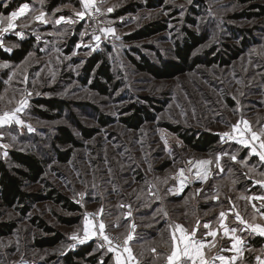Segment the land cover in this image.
Listing matches in <instances>:
<instances>
[{"label":"rangeland","instance_id":"rangeland-1","mask_svg":"<svg viewBox=\"0 0 264 264\" xmlns=\"http://www.w3.org/2000/svg\"><path fill=\"white\" fill-rule=\"evenodd\" d=\"M146 1L95 0V5L86 10L83 1L79 0V5L71 2L49 12L48 0H29V3H24L28 4V10L6 32L2 29L8 27L7 17L13 11L8 15L0 14L3 18L0 21V45L4 49L10 51L17 47L15 42L7 39L8 36H32L36 41L35 49L23 62L16 64L0 60V116L14 113L23 122L9 120L0 125V159L5 161L13 148L32 150L47 160V167L44 181L28 186L27 191L44 194L45 186L49 185L81 207L79 213H73L46 200L34 203L25 216L18 209L0 208V221L17 223L12 234L0 239V264H35L50 260L65 253L70 243L76 247L81 244L80 240L85 242L90 236L93 238L92 228L100 222L108 231L127 239L131 227L118 224L122 214L132 217L133 222H143L147 228L153 227V216L138 215L146 208L145 186H150L148 191L159 200L162 195L176 194L173 189L179 187L173 184V180L181 170L189 179L195 180L194 185L188 187L192 189L188 199L190 204L196 203L194 195L197 197L208 192L213 196L211 190L216 187L215 196L232 198L239 211L243 207L234 174H239L240 181L245 176L263 177L262 172L249 165L248 157L227 153L225 148L233 144L244 146L239 142L241 139L252 144L264 141V136L252 140L249 133L238 137L245 130V121L257 133L264 128V19L234 20L231 17L244 8L234 0H166L165 5L159 8L137 6ZM197 1L201 6L196 5ZM9 2L3 0L2 5ZM127 6H135L137 10L119 15V11ZM109 7L113 8L112 12L107 11ZM95 8L100 11H95ZM80 11L85 12L82 19L76 16ZM41 13H44L42 20L36 19ZM61 17L64 20L56 23ZM190 18L196 23H192ZM155 21L165 23L168 28L144 40L126 39L140 27ZM107 28L115 32L106 33L104 29ZM184 28L197 33L206 32L208 41L205 48L211 45L221 47L224 43L239 44L231 28L261 29L262 33L256 31V34L262 41L231 65H199L173 79H156L139 71L132 63L130 54L136 59L140 56L135 49L156 63L173 58L176 42ZM74 39L78 41L73 45ZM204 47L198 54L204 53ZM94 52L107 53L118 83V87L112 88L108 95L95 92L80 80L82 66ZM40 97H56L69 102L68 111L56 120L41 119L33 110V100ZM145 98L161 106V111L156 113L154 120L139 129L126 127L120 119L127 116L125 109L132 102L148 104L156 112ZM229 98L234 106L229 104ZM17 108L20 111L17 112ZM103 115L112 119L106 126L99 119ZM75 118L85 126L98 128V133L90 139H83ZM60 124L70 127L82 142L66 163L58 162L52 149L53 134ZM165 124L218 133L222 140L212 152L197 154ZM236 125L239 127L234 128ZM225 132L230 133L231 138L224 137L222 134ZM232 156L236 160H232ZM201 160L211 163L198 165ZM226 162H230L232 167L228 173H223ZM217 163L220 168H217ZM205 173L207 179L201 180L200 176ZM188 188H184L185 191ZM209 198L206 195L204 200ZM167 206L173 224L190 226L195 224L194 221H204L209 217L207 212H200L194 214L199 218L193 220L194 215L191 216L188 209L182 210L184 204L168 203ZM59 216H79L80 221L66 225L60 222ZM86 219L91 221L87 239ZM38 222L61 232L66 236L65 240L55 248L39 249L35 245L36 239L44 237L45 233ZM74 235L78 239H72ZM156 244L157 239H154L141 248H133L137 253H147L148 248Z\"/></svg>","mask_w":264,"mask_h":264},{"label":"trees","instance_id":"trees-1","mask_svg":"<svg viewBox=\"0 0 264 264\" xmlns=\"http://www.w3.org/2000/svg\"><path fill=\"white\" fill-rule=\"evenodd\" d=\"M234 1L244 7L241 11L236 12L231 17L234 20L264 19V0ZM71 2L75 5H79V0H48L47 8L49 12H52L59 6H63ZM24 3H29V0H10L6 6H3L2 1H0V14L5 13L8 15ZM165 3L166 0H147L145 4H138L137 6L159 8L163 7ZM196 5L201 6L198 1L196 2ZM136 10L137 8L135 6H127L122 8L118 14L124 15ZM189 20L192 23H196L193 18H190ZM167 28V25L163 22L155 21L147 23L128 35L126 39L128 41L144 40L164 32ZM256 31H260L262 33L261 29ZM256 31L254 29L231 28V32L234 34L233 37L239 40V44L224 43L221 47L211 45L205 48V44L208 41L206 32L197 33L190 28H184L180 39L176 42L173 58L161 59L159 63H156L145 53L141 52L139 49H135L137 54L140 55L139 59H136L131 54L130 59L139 71L146 72L156 79H173L184 73L193 71L199 65H231L233 61L238 60L244 53H250L253 47L262 41L258 38L260 36L256 34ZM7 39L15 42L17 47L8 51L0 45V60L2 61H10L16 64L21 63L26 59L29 53L35 49L36 41L32 36L19 38L16 35H12L8 36ZM73 41L74 42H72V44L74 45L78 40L74 39ZM203 47L205 48L203 51L204 53L198 54L199 49ZM111 67L112 66L106 52H94L85 60L84 65L82 66V76L80 77V80L82 83L89 85V87L95 92L102 95H108L112 88L116 89V87H118V83L115 82L114 72ZM1 88L2 83L0 82V89ZM145 100L147 101L146 103H151L156 112H154L148 104L132 102L125 109L127 116H123L120 119L126 127L139 129L146 122L154 120L156 113L161 111V106L155 105L149 98H145ZM228 101L230 102V105L234 106V102L231 98H229ZM69 105V102L56 97H40L33 100V110L35 114L41 119L47 121L61 118L63 113L66 110L68 111ZM99 119L101 124L105 126L112 121V119L109 120L108 116L105 115L100 116ZM74 120L76 127L80 131L81 137L85 140L94 137L99 131L98 128L85 126L80 121L76 120V118ZM165 127L178 134L185 143L186 147L197 154L212 152L217 148L222 140L218 133L210 131L182 129L179 126L171 124H165ZM52 141V149L55 151L56 159L60 163L68 162L72 157L74 149L82 146L81 140H79L70 127L65 124L56 126ZM225 152L235 154L239 153L241 157H243L242 155H245V157H248L249 165H258L257 158L255 156H251L248 149L241 145L233 144L232 146H228L225 148ZM46 167L47 160L40 158L32 150L28 151L18 148L10 149L9 155L5 161L0 159V208L18 209L19 213L25 216L31 211L34 203L51 200L69 212L79 213L81 211V207L77 203L49 185L45 186L46 192L44 194L27 191L28 186L44 181ZM231 167L232 164L228 162L223 167V173H228ZM234 175L236 176L237 182L235 186L238 190L250 188L251 185L249 178L245 176V179L240 181L241 179L239 174L236 173ZM149 188L145 186L146 195L144 196V205H146V208H144L143 211L138 212V215L140 217L153 216L151 221L154 222V226H149L147 228V226H144L143 222H133L132 217H127L125 214H122V216L119 217L118 224L129 225V221L131 220L133 224L136 225L137 228L135 230L134 241L138 244L137 248L145 246L146 242L149 240L157 239L158 244L151 247L156 248L159 255L157 259H155L154 254L151 253V248H148L149 250H147V253H135L143 264H151L152 261H154L153 264H160L171 246L169 222L172 219L167 210L168 203H175L181 206L184 204L182 210L187 211L188 209L191 212V216L192 214L198 215L206 213L208 209L215 207L216 204L211 202L209 199L204 200L206 195L208 197L210 196L208 192L202 195L198 194L197 197L194 195L193 199L196 203L192 205L188 201L189 193L192 189H186V191L179 196L174 194L171 195L169 193L167 196L162 195V201V199H158V196L149 192ZM209 189H212V187ZM253 190H258V188L254 187L249 189L250 192ZM187 202L189 204H187ZM212 218H214V216H212ZM32 220L34 221L33 218ZM59 220L62 224L73 225L79 223L80 217L59 216ZM38 223V226L41 227L45 233L44 237L36 239L35 245L39 249L55 248L59 246L63 240H65L66 236L58 230L51 226L42 224L41 222ZM16 227V221H0V239L12 234ZM53 263L113 264L111 262V253L108 250L102 249L96 245L93 238L78 244L76 247L70 243L65 253L62 252L50 260L38 261L35 264Z\"/></svg>","mask_w":264,"mask_h":264},{"label":"crops","instance_id":"crops-1","mask_svg":"<svg viewBox=\"0 0 264 264\" xmlns=\"http://www.w3.org/2000/svg\"><path fill=\"white\" fill-rule=\"evenodd\" d=\"M243 127L245 130H243V134L241 132L238 137L243 136L245 133L251 134L248 130L249 128L251 131H254L249 123L247 125L243 124ZM243 147L248 149L251 156L257 158L258 165H256L255 168L264 174V161H261L259 156L252 151L253 147H255L256 152L264 151V148H261L260 143L257 141L255 144L248 143L247 146L244 144ZM249 182L251 185L250 188L257 187L258 190L250 192V188L239 189L241 195L239 201L243 207L240 208V211L235 208L232 198L224 197L221 199V197H216L215 193L217 189L213 187L211 190L213 196L210 195L209 199L211 202L218 205L208 209L207 213L210 214L209 218L204 221H194L195 224L190 226L180 225L185 230L183 235L189 236L188 243L199 241L205 245L201 251L204 253V259L207 261V264H264V236L253 232L252 229L248 227V225L264 226V175L261 178H249ZM173 191L176 193L174 195L179 196L184 193L185 189L181 186L178 189H173ZM221 212L225 213L223 218L220 215ZM237 215L242 218L244 223H241V220L237 219ZM212 216H214V218H212ZM195 217L196 215L192 217L193 220L197 219V217ZM169 223L171 246L161 264L164 262L168 263L167 257L171 255L174 248L177 250L183 249L185 244V241L182 239L181 230L176 227L179 224ZM130 225L131 231L128 235H132L133 239L129 241V248L131 249L134 259H129L128 253L124 252L120 253L118 261L117 252L109 251L113 264H143L137 257L134 251L135 249L133 248H137L138 244L134 241L135 230L131 220L129 221V226ZM205 225L208 227H205ZM134 226L136 227V225ZM194 229H196L195 235L191 236ZM232 229L236 231L232 232ZM225 231L228 232V235H225ZM211 232L216 233L215 237L210 235ZM173 233H175V240L173 239ZM90 239H92L91 236L87 240ZM234 243L236 244L235 248L233 247ZM153 249H155V251H152ZM150 250L151 253L154 254V258L157 259L159 255L156 248H151ZM220 257H223V259H220ZM176 264H192V261L188 260L186 256H181V258L176 261ZM196 264H199V259H196Z\"/></svg>","mask_w":264,"mask_h":264},{"label":"snow or ice","instance_id":"snow-or-ice-1","mask_svg":"<svg viewBox=\"0 0 264 264\" xmlns=\"http://www.w3.org/2000/svg\"><path fill=\"white\" fill-rule=\"evenodd\" d=\"M102 2H103V0H102ZM83 5H84V8L86 10L89 9V8H92L95 5V0H83ZM28 7H29L28 4H24L22 7L19 8L18 11H13L11 13V15L9 17H7L8 21H9L8 27L2 29V31H5L6 32V31H8L9 28L14 27L13 22L18 17L22 16L28 10ZM95 11H100V9L99 8H95ZM107 11L108 12H112L113 11V8L112 7H109V8H107ZM84 15H85V12L84 11H80V12H77L76 13V16H78L81 19L84 17ZM43 16H44V13H41L39 16L36 17V19L42 20ZM2 20H3V18L0 17V21H2ZM61 20H64V17H61L59 20L56 21V23H60ZM70 22H74V21H70ZM104 31L106 33H109V34H113L115 32V30L114 29H111V28L104 29ZM20 35L22 36L23 34L20 33ZM96 40L99 41L100 40V37L97 36L96 37ZM24 103H26V101H24ZM16 111L18 112V111H20V109L17 108ZM9 120H15L16 123H20V124L23 123L22 121L18 120L15 117V114L14 113H12V114L5 113L3 116H0V125H3L5 123H7ZM244 123H245V125H247V122L246 121ZM233 127L234 128H238L239 126L236 125V126H233ZM248 130L251 133V139L252 140L257 139L258 136H264V128H262L259 133L255 132V131H251L250 128ZM222 135L224 137L231 138L230 133H228V132H225ZM239 142L242 143V144H245L246 146L248 145V141L247 140H243L242 139ZM260 147L261 148H264V141L261 142ZM252 151L256 155L259 156V158H260L261 161H264V151L256 152L255 147L252 148ZM231 159L232 160H236V157L235 156H232ZM210 163H211V161H208V160H201V161H198L197 162L198 165H208ZM217 168H220V164L219 163H217ZM181 174H183V170H181ZM200 179L201 180H206L207 179V173H205L204 175L200 176ZM81 195H83V193ZM129 215H130V213H129ZM220 215L223 218L225 216V213L221 212ZM237 219H240L241 220V223H244V221L242 220V218L239 217V215H237ZM85 225H86V228H85V239H87L89 237V226L91 225V221H89V220L86 219L85 220ZM134 227L135 226L133 225V228ZM176 227L181 230L182 239L185 241V244H184L183 249L177 250V249L174 248V250L171 252V255H169L167 257L168 264H176V261H178L181 258V256H186L188 258V260L192 261V264H196V259H199V264H207V261L204 259V253L201 251V249L204 248L205 245L202 242H199V241H194V242L188 243L189 236L183 235V233H184L185 230L180 225H177ZM205 227H208V226L205 225ZM248 227L251 228L253 232H256L259 235L264 236V226H260V225H255V226L248 225ZM104 229H105V224L103 222H100L99 225H98V231L100 233H103ZM195 231H196V229L193 230V232L191 233V236H194L195 235ZM235 231H236L235 229H232V232H235ZM210 235H212L213 237H215L216 233L215 232H211ZM225 235H228V232L227 231H225ZM72 239L76 240L78 238L74 235L72 237ZM103 239L105 241H107V243L109 245L108 251H115L116 250L113 247V241L111 239H109V237L107 235H104ZM132 239H133L132 235H128L126 241L124 242L125 243L124 251L128 253V258L129 259H134V257L132 256L131 249L129 247H127L126 245H127V241H130ZM173 239L174 240L176 239L175 233H173ZM79 242L83 243L84 241L83 240H80ZM233 247L234 248L236 247V244L235 243L233 244ZM152 251H155V249H153ZM119 255H120V253L117 252L118 261H119ZM220 259H223V257H220Z\"/></svg>","mask_w":264,"mask_h":264},{"label":"built area","instance_id":"built-area-1","mask_svg":"<svg viewBox=\"0 0 264 264\" xmlns=\"http://www.w3.org/2000/svg\"><path fill=\"white\" fill-rule=\"evenodd\" d=\"M92 22H95L92 21ZM92 26V25H91ZM90 26V28H91ZM195 180L193 179H189L186 175L181 174V171L177 172L174 180H173V184L176 185L177 187H183V188H188L192 185H194ZM92 233H93V239L96 243V245H98L100 248L102 249H106L108 250V243L107 241H105L103 239L104 235H107L109 237V239H111L113 241V247L116 249L114 252H119V253H124V247H125V241L126 238L121 237L119 234H116L112 231H108L107 229H104L103 233H100L98 231V225H95L92 228ZM129 241H127V247L129 246ZM162 264H168L167 262H164Z\"/></svg>","mask_w":264,"mask_h":264},{"label":"water","instance_id":"water-1","mask_svg":"<svg viewBox=\"0 0 264 264\" xmlns=\"http://www.w3.org/2000/svg\"><path fill=\"white\" fill-rule=\"evenodd\" d=\"M0 1H3V0H0Z\"/></svg>","mask_w":264,"mask_h":264}]
</instances>
